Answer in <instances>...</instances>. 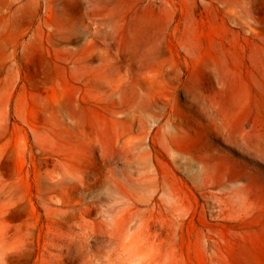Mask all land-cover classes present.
Returning a JSON list of instances; mask_svg holds the SVG:
<instances>
[{
    "label": "rangeland",
    "instance_id": "rangeland-1",
    "mask_svg": "<svg viewBox=\"0 0 264 264\" xmlns=\"http://www.w3.org/2000/svg\"><path fill=\"white\" fill-rule=\"evenodd\" d=\"M0 264H264V0H0Z\"/></svg>",
    "mask_w": 264,
    "mask_h": 264
}]
</instances>
